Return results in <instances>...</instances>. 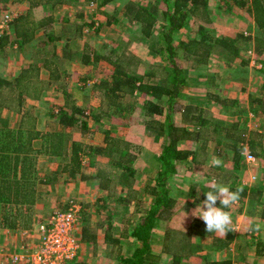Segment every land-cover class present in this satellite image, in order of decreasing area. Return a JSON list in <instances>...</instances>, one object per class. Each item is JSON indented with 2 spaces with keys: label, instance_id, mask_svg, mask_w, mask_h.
<instances>
[{
  "label": "trees",
  "instance_id": "obj_1",
  "mask_svg": "<svg viewBox=\"0 0 264 264\" xmlns=\"http://www.w3.org/2000/svg\"><path fill=\"white\" fill-rule=\"evenodd\" d=\"M75 1L48 0L41 1L40 4L32 3V9L36 5H43L55 12L35 20L31 11L24 16L23 22H13L16 39L22 47L30 45L29 49L32 48L31 43L39 37L36 33H44L43 36H45V40L39 46L35 44L37 47L34 58L39 59L40 64L26 65L16 80L15 90L18 87L21 91L18 95L19 104L25 105L26 93L31 98L38 99L50 84L63 81V77H66L64 65L67 59L75 62L79 58L84 64L92 59L94 62L104 60L111 64L113 67L111 75L103 76L104 78L93 85V89L97 90L102 97L100 112L96 114L98 119L101 121L103 115L109 110H114L116 113L131 111L136 106V97L145 94L149 96L145 103L147 114L152 118L150 124L158 134L164 137V142L161 143L157 154L156 177L144 190L145 193L153 196L154 200L145 211V215L125 232V235L135 238L137 244L130 256L122 254L118 249L113 256L114 264H191L192 262L231 264L229 259H210L207 251L208 249L216 251L227 249L234 238L232 232H228L224 238H215L207 245L198 243L194 239L203 238L205 230L202 220L193 217L187 222L185 230L165 226L162 229V235L159 236L161 245L157 247L154 241V230L160 222L169 221L176 210H179L178 198L174 194L176 177L184 167L193 171L196 165L204 164V158L200 157V154L204 155L203 151L218 155L226 151L231 155L234 170L238 168L241 153L246 146L256 157L261 156L258 148L264 149V131L251 132L248 137L245 127H242L241 122L237 120L230 127H222L214 124L204 116L202 110L196 107L186 106L180 109L178 103L184 95V90L187 89L190 70L178 59L180 56L191 59L194 61V66H198L200 63H207L217 49H220L218 55L225 59L226 66L230 67L235 60L239 59L241 61L239 66L247 76L249 60L243 56L246 50L253 46L255 54L259 57L264 56V0H235L250 14L254 24L248 34L246 31H240L233 36H213L208 33V24H211L212 20L209 0H129L124 5L122 13L129 22L140 24L141 32L145 36L152 33L157 22L162 25L161 41L157 44L155 51L165 59L166 68L153 66L142 68L140 58L124 50L116 42L106 44V51L103 53L93 50L88 44H84L81 51L75 49L72 42L62 43V35L55 31L56 8ZM86 1L93 2V0ZM110 1L103 0L101 5H106ZM191 20L194 21L196 36L188 39L180 38L178 33L190 26ZM92 24L93 21L89 26ZM76 28L75 36L81 38L84 25L79 24ZM101 29L98 28L97 31ZM176 34L179 38H175ZM3 35H0V48L7 41L4 40ZM59 42L62 43L60 51L58 50ZM260 61L264 66V59ZM41 67L49 71L48 80L40 77ZM159 71L164 72L161 78L158 77ZM6 85L11 87L10 91H12L13 85L10 83ZM27 88L28 91L31 88V91L27 92ZM63 90H65L67 108L59 112L57 130L43 132L38 129L33 105L22 110L21 124L17 129H0V206L11 207L5 214H1L0 211V226H9L14 230L19 226L30 228L33 207L38 197H41L40 186L53 182L62 173H66L68 177H77L79 173L82 175L85 156H88L93 166H98L96 178L100 181L98 185L100 188L107 189L112 184L118 183L122 187L119 198L123 201L140 197L141 193L135 183L141 171L140 164H143L139 156L141 146L117 137L109 130L103 134L104 143L95 147L76 139L75 131H80L81 135L89 131L87 124L91 115L86 113L87 107L83 108L79 105L75 96L70 94L68 85ZM261 92L263 97H254L252 102L259 105V110L254 112L264 119V84ZM154 99L156 102L153 101ZM217 101L226 105V101L220 100L219 97ZM177 111L182 113V119L186 125H195L197 129L178 126L175 121ZM112 114L115 113L112 112ZM162 115H164L163 119L157 118ZM38 139L40 142L35 144ZM197 140L202 142L199 148L187 149L180 146L184 141ZM210 144L214 152L209 147ZM40 153H45L50 162L59 161L56 171L53 170L46 177L39 176L37 157ZM97 157H104L107 162L102 164L96 161ZM137 164L140 166L137 167ZM220 167L209 166L208 169L210 172L213 170L221 173L217 174L219 183L231 179L230 186L227 185L233 191L237 187L242 188L240 199L244 200L248 197L249 208L253 209L255 215L264 219V203L260 201L264 189L257 185L249 187L238 182L236 180L238 177L232 175L235 173L233 168L226 178L227 169L223 170V167ZM202 187L203 190H210L208 187ZM195 192V187L191 186L188 191L189 197L195 196ZM188 203L190 202L186 200L185 205ZM216 204L221 206L219 200ZM78 237L80 242H89L94 239L86 227L80 228ZM262 241L259 239L257 246L263 245ZM249 244L251 245L252 242ZM163 256L169 260H164ZM69 264H78V262L73 260Z\"/></svg>",
  "mask_w": 264,
  "mask_h": 264
},
{
  "label": "rangeland",
  "instance_id": "obj_2",
  "mask_svg": "<svg viewBox=\"0 0 264 264\" xmlns=\"http://www.w3.org/2000/svg\"><path fill=\"white\" fill-rule=\"evenodd\" d=\"M12 2L10 4L2 3L0 4V11H2L0 15V23L2 19L5 18L6 15H9L12 18V24L18 17V15L22 14L24 15L26 11V5L22 3L20 0H11ZM103 0H97V1H90L87 2L86 0H76L75 2H71L62 6H59L56 8V16H57V22L55 25V31L62 35V43L64 41L72 42L73 47L75 49H80L84 44L90 45L93 50L98 52H105L106 51V44L110 45L112 42H116L117 44H120L124 48V50H127L135 55H137L140 58L141 67H161L166 68L165 65V59L159 55L155 50L158 47V43L161 41V33H162V25L160 22H157L155 25L152 33L149 36H145L141 32L140 24L136 22H129L123 15L122 9L124 8V5L129 0H111L106 5H101ZM138 1V0H134ZM148 1V0H143ZM153 1V0H150ZM209 7H210V15L212 17L211 24H208V33L213 36H222V35H236V33L240 31H246L245 33L248 34L249 30L252 28L254 22L249 14L245 11V9L241 8L235 0H209ZM23 12V13H22ZM53 13L55 11H52ZM67 15V16H66ZM68 17L67 19H65ZM93 21L92 26H89V24ZM109 21H112V23H109ZM69 22V23H68ZM74 25H73V24ZM190 26L184 28L183 30L178 33L180 38L188 39L196 36L197 32H194V21L191 20ZM11 24V26H12ZM79 24L84 25V31L83 36L81 38H78L75 36V28L78 27ZM98 28H102L100 31H97ZM11 29V28H10ZM10 29L8 32H10ZM178 34H176L175 38H179ZM45 40L44 36H39L38 40L36 41V45L38 46ZM178 40V39H177ZM62 43H58V50L60 51V48L62 46ZM30 53L34 57H36V54L34 53V48H30ZM81 50V49H80ZM219 50L214 53V55L209 59V61L206 63H200L198 66H194V61L191 59H186L185 57L180 56L178 61L183 64L185 67H188L190 70L189 77L191 76H198L201 73H208V72H214L217 70V72H223L225 74H228L229 70H231L232 79L234 80L233 83L228 84L225 79L223 80V83H220L219 89H222L224 86L226 87V90L230 89V93L234 94L235 92H240V90L245 91L249 89L252 92H255L258 94L261 90V87H263L264 84V66L259 62L260 59H264L263 57H259L257 54L253 51V46L249 47L245 55H243L247 60H249V66L248 68L252 71L251 74H249L247 81L245 82V76L246 72L242 69L241 66H239L240 60L237 59L232 63L231 69H227L226 67V61L225 59L220 58ZM33 52V54H32ZM61 53V52H60ZM13 61L20 59V53L18 49L13 52ZM33 57V58H34ZM37 62H39V59L35 58ZM34 64V62H33ZM209 64V66H208ZM251 66V67H250ZM64 68L66 70V77H63V81L53 82L50 84V86L47 89L43 90L42 95L38 99L31 98V96H28L26 93L24 96L25 105L34 106L35 113H36V124L37 127L40 128L41 131H52L57 130L58 125V115L59 112L66 109V97L64 96L63 89L66 88L68 85V88L70 90V94L75 96V99L77 100V103L81 105L83 108L87 107L86 113L88 115H91L88 118V132H86L84 135H81L80 131H75V136L80 137L84 139L94 140L96 142H100L98 145L103 144V138L104 133L107 132V130H113V128H121L125 127L126 125H134V127L139 128L138 134L141 137H149V130H147L145 127L142 128L143 121H144V114H145V100L149 99V96L145 97L142 95H138V103L136 107L138 106L137 113L133 116L132 114H124L123 112H118V114H112V112L116 113L114 110L107 111L104 115L102 120L98 119L96 114H99L100 106L102 103V97L100 96L99 92L95 90L91 91L93 88L94 83L97 79L101 78L102 76H110L113 72V67L111 64L107 63L106 61H98L94 62L93 59L90 60V62L84 64L82 63L79 58L75 62L73 61H67L65 62ZM219 68V69H218ZM262 68V69H259ZM170 69V68H169ZM225 70V71H223ZM164 72L159 71L158 77ZM43 77L48 76L46 70L43 71ZM158 78V79H159ZM204 78H201L200 80H203ZM231 79V78H230ZM198 82V80L196 79ZM204 81V80H203ZM247 83V84H246ZM229 86L231 85V88ZM234 86H233V85ZM236 88V89H234ZM24 89V88H23ZM190 88L189 90H191ZM13 91V89H12ZM10 90H4L2 93L0 92V107L2 106H12L18 104V100L13 98V92ZM26 91V90H25ZM29 91H31V88H29ZM28 88H27V92ZM192 91V90H191ZM227 93V92H223ZM263 94V92H262ZM261 95V94H260ZM259 97H263L262 95ZM8 104V105H7ZM99 106L97 107V105ZM96 107V109H94ZM144 107V108H143ZM0 111H2V108H0ZM8 110H4V114L7 113ZM140 112V114H139ZM18 114V113H17ZM179 113H175V121L176 117L179 119ZM5 116V115H4ZM18 116V115H17ZM16 116V117H17ZM129 118V121L128 119ZM158 118V117H157ZM161 119L164 118V115L159 117ZM8 119V117H7ZM4 120H0V129L6 128L7 125H4ZM6 124V123H5ZM251 125L253 128L260 129L261 131H264V119L260 120L257 119L256 122L252 121ZM13 129V128H12ZM124 132V128L122 129ZM115 131V130H113ZM261 131H258V133H261ZM116 132V131H115ZM118 134V132H116ZM247 138V137H246ZM157 139V140H156ZM153 145H150L149 147V141L146 143H136L141 146V153L139 154L141 156V160L143 164L141 163V171L138 174V178L136 180L135 185L144 187L148 186V184L151 181H148L150 176L147 172H145L146 166H152V161H154V157L151 158L147 157L146 154L148 151L150 152H157L155 148L158 147L161 143L164 142V137L160 134H158V137H156ZM101 140V141H100ZM40 139L35 141V144L39 143ZM134 143V142H133ZM264 145V142H263ZM148 146V147H147ZM182 148H195L197 145L195 142L192 141H184L180 145ZM248 147V146H247ZM145 152H144V150ZM211 150L214 152L213 146L210 145ZM263 148V147H262ZM250 149V148H249ZM263 150V151H262ZM258 151L261 153L260 157H256L257 160L254 164H248L245 161L244 155L241 153V159L239 162L238 168L236 167L234 170V167L232 165L231 155L227 154L226 151L222 155L214 154V153H204V155L200 154L201 159L204 158L205 163L199 164L194 167V170H189L187 168H183L181 173L176 177V187L174 190V194L177 197H180L179 204L177 205L178 209L183 210H192L194 212L197 205H199L204 199H205V193L206 190H203L202 186L208 187L209 182H218V173L211 171L208 169L210 166V161L213 156L219 157L222 161V167L223 170L227 169L226 178L230 175L229 172L232 171V168L235 173H233V176L238 177L236 180L244 185L247 186H260L264 188V149H259ZM104 158V157H103ZM103 160V161H101ZM99 162L106 163L107 159H101ZM59 161H53L50 162L48 157L45 155V153H40L37 157V164L40 168L39 176H41L44 172L47 170L49 171L51 168H57ZM137 164V167L140 166ZM83 170L86 171V168H94V172L97 173L98 166H91V161L88 159V156H85L83 158ZM184 166V165H183ZM187 167V165H186ZM47 168V170H46ZM49 168V169H48ZM110 168V167H109ZM196 168V169H195ZM221 168V167H219ZM186 170V171H185ZM237 174V175H236ZM66 173L60 174L54 183L51 181V184H45L40 186V199L38 200L39 204H36L33 207L32 211V220H31V226L29 227H23L19 226L17 229H12L9 226H0V231L3 229L5 231H9L10 233H7V237H14L17 238L19 243L21 240H23L22 243H20V246L18 248L13 249L10 245V241L7 240L0 242V264H28L26 260L24 262H15L16 254H27L30 252V254H37L38 252V246H40L41 241L43 239V236H47V241H50L52 236L53 226L52 222L56 221V214L58 211L66 208L68 201L71 198H74L78 201L80 200V204L86 202V199H83V197H71V195L66 194L69 189H74V185H66L68 179H66ZM96 175V174H95ZM68 176V175H67ZM232 177V176H231ZM59 178V179H58ZM97 179V178H96ZM97 182H100L97 179ZM224 185L231 184V179L227 180L226 182H222ZM227 185V186H228ZM118 186V183L112 184L107 190L110 192L115 191V187ZM191 186H194L197 193L195 196H193V199L189 197L190 200H188V191ZM96 187V186H95ZM120 191L117 193V195H120L122 191V187L119 186ZM209 188V187H208ZM91 189V188H90ZM151 196V195H150ZM78 198V199H77ZM88 198V197H86ZM69 199V200H68ZM188 200L187 205H185L184 200ZM83 200V201H82ZM248 201V199H245ZM82 201V203H81ZM79 202V201H78ZM184 203V205L182 204ZM146 201L143 203L142 206L146 205ZM247 202L242 204V201L239 200L236 204H234L231 208L232 211V222L234 231L237 232V235L239 236L238 242L235 241L231 243V245L223 250V251H216L214 249H208L207 253L210 259H222L226 256H232L234 253V261L236 264H245V256L256 252L257 245L254 244L252 249L251 245L249 244V241L256 242L260 239V236L262 235V239H264V223L262 224L259 220V218L256 217V215L253 213V209L251 210L249 206L246 205ZM65 205V206H64ZM180 205V207H179ZM217 207H220L218 204H216ZM16 207V206H15ZM12 207V208H15ZM11 207H3L0 206L1 214H5ZM185 208V209H184ZM255 210V209H254ZM181 220L184 219L181 215L179 216ZM196 217V216H193ZM192 214L190 215V219L193 218ZM254 217V218H253ZM199 220V217H196ZM190 219H186L184 226L187 224V222L190 221ZM138 221V220H137ZM136 221V222H137ZM203 222V220H202ZM264 222V221H263ZM181 223V224H180ZM256 223H259L262 225L261 231H249L248 228L250 225H254ZM178 224V226H173V222L170 225V222L167 223L166 226H173L178 229L185 230L183 228V224L180 221L175 222L174 225ZM203 224V229L205 230V234L203 235V238L201 239H194L196 242L201 244H210L215 240V238H224L225 236H221L218 233H208L206 231V225ZM81 226V223H79V227ZM233 232V231H232ZM241 233V234H240ZM79 234V232H78ZM160 230L157 229V231L154 234V241L156 242V246L160 247L161 245V239H160ZM228 234V233H227ZM226 234V235H227ZM1 236H4L0 232ZM6 235V233H5ZM5 237V236H4ZM251 237V238H249ZM14 240V239H13ZM264 242V241H262ZM247 243L250 245H247ZM14 245H18L15 242ZM238 244L239 247L237 246ZM255 246V250H254ZM93 249L92 247H81L80 252L78 256L74 259V261L78 260V264H81V260H90L92 258L91 253ZM231 252V253H229ZM24 254V255H25ZM87 255V257H86ZM259 256L255 257V254H253L251 261V257H248V261L254 262L253 264H259L257 262H264V252H260ZM32 256V255H31ZM80 256V257H79ZM244 257V258H243ZM164 260H169V258H166L165 256L162 257ZM73 261V260H71ZM71 261L66 262L65 264H69ZM33 264H36V260H33ZM107 264V263H105ZM191 264H198L196 262H192Z\"/></svg>",
  "mask_w": 264,
  "mask_h": 264
},
{
  "label": "crops",
  "instance_id": "obj_3",
  "mask_svg": "<svg viewBox=\"0 0 264 264\" xmlns=\"http://www.w3.org/2000/svg\"><path fill=\"white\" fill-rule=\"evenodd\" d=\"M20 1H22V3H24L26 5V11H25L24 15H22V14L18 15V17L15 20L16 23L23 22L24 16H26L28 14V12H31V11L33 12L32 17L35 20L40 19L42 16H47V15H49V13H53L52 9H50L49 7H45L43 5H36V7H33V9H32V6H31L32 3H39L40 4L41 1H48V0H20ZM1 2L5 3V4H10L12 1L11 0H0V4H1ZM1 13H2V11H0V15H1ZM247 14H249V13L247 12ZM67 18L68 17H66L65 19H67ZM56 22H57V20H56ZM80 25H82V24H80ZM15 26H16V24H15ZM14 29H15V27H14V23H13V25L11 26L10 32L7 31L3 35L4 40H7V41H5L0 48V92L2 93L5 89L10 90L11 87L6 85V83H10L13 85V91H12L13 96H14L13 98L20 100V98L18 97V95H20V92H21L20 89H18V87H17V89L15 90L16 80L18 79V77L20 76V73L22 72V69L24 67H26V65L33 64V62L36 64H40V61L37 62L36 59L33 58L34 56L31 55L30 50H29L30 45H27V46L24 45V47H22L20 45V43L16 39V34H15ZM77 29L78 28H76V30ZM36 34H37V36L38 35L39 36L44 35V33H36ZM37 40H38V37L36 40H33L34 41L33 43H31L32 47L34 48V51H36L37 46L35 44L37 43L36 42ZM83 47L84 46H82V48H80L81 51H82ZM16 49H18V51L20 53V59L16 60L17 59L16 58L13 61L14 58L12 57L13 56L12 54L14 51H16ZM239 63H241V61ZM208 66H209V64H208ZM226 68L229 69L230 67H226ZM250 69H249L248 75L252 73V71ZM44 70H46V72L48 74L47 78L42 76ZM223 71H225V70H223ZM230 71L231 70H229V72H227L228 74H225L223 72H217V70H215L214 72H208V73H204V72L201 73L200 72V75H198V76L189 77L187 89L184 90V95L180 99L178 106L180 107V109H183L186 106L196 107L197 109L202 110L204 116L209 118L214 124H217V125L222 126V127H230L237 120V121L241 122L242 127H245L246 135H248V137H249L251 132H257V130L261 131L260 129L253 128V126L251 125V122L252 121L256 122L257 119L263 120L262 116H260L256 112H254V111L259 110V105H257L256 103L253 104V102H252V99L254 97L256 98L258 96H261L262 92L260 90L259 93L257 94L256 91L252 92L249 89H247L245 91L240 90V92H235L234 94H231L230 89L225 91V89H226L225 86L222 89H219L218 85H221L220 83H223L224 79L227 82H229L228 84L234 82V80L232 79V74ZM248 75L245 78V82L247 81V78L250 76V75L249 76ZM40 77L42 79L48 80L49 79V71L47 69L41 67L40 68ZM104 77H109V76H104ZM104 77L102 76L101 78H104ZM101 78H99V79H101ZM201 78H204L203 79L204 81L200 80ZM99 79H97L96 81H98ZM196 79L198 80V82L196 81ZM154 80H156V78ZM149 82H152V80H149ZM216 82L217 83L219 82V84H215ZM228 84H226V85H228ZM229 87L231 88V85ZM93 88L91 91H94L95 93H97ZM190 88H192L191 89L192 91L189 90ZM234 89H236V88H234ZM211 90H212V92H211ZM223 92H227V93H223ZM142 95L147 97L145 94H142ZM217 97H219L220 100H225L226 105H223L221 101L220 102L217 101ZM137 99H138V97H136V105L138 103ZM19 100H18V104H16V102H15V105L8 106V107H6V106L0 107V108H2V111H0V120L1 121H2V119L4 120V122L6 123V124L4 123V125L5 126L7 125L6 128L17 129L21 124L22 110H25L30 106V105H22V104L20 105ZM21 100H23V97H21ZM153 101L156 102V99H154ZM98 106H99V104L97 105V107ZM137 108H138V106L137 107L135 106L134 109H132L131 111L126 112V113L123 112V113L124 114L129 113V114H132L134 116L138 111ZM94 109H96V107ZM4 110H8V112H7L8 114H4L3 113ZM144 110H145L144 121H143L144 125H142V128L145 127L147 130H149V137H147L146 139H145V137L140 138V135L138 134L139 128L134 127L133 124L130 126L126 125L125 127H121L119 129L113 128V130L118 132V134L113 130H111V131L109 130V131L111 132V134H113L117 137L124 138V139L131 141V142H134V143H146L147 141H149V147H150V145L154 144V142H152V141H155L156 137H158V133L156 132V130L152 126V124H150V120H152V118L150 117L149 114H147L146 105H145ZM177 112L180 114L179 119L176 117V124L178 126H185L187 128H191V129L196 128L197 129V127H194L195 125H193V126L186 125L182 119V113L180 111H177ZM115 114L117 115L118 113H115ZM139 114H140V112H139ZM35 115H36V113H35ZM7 117H8V119H7ZM126 119H128V121H129V118H126ZM123 128H124V132L122 130ZM38 129L40 130V128H38ZM75 138L82 141L84 144H87V145H90L93 147L97 146L100 143V142H96L94 140L84 139V138H82V136H81V138L75 136ZM192 142H195V144L197 145V148H199V146L202 144L201 140L192 141ZM210 145H209V147H210ZM160 148H161V144L158 145V147L155 149L158 150V152H159ZM188 149H194V148H188ZM143 150H144V148H143ZM144 152H145V150H144ZM141 154H144V153H141ZM151 154H152V157H154V155H156V156L154 157V161H152V163H153L152 166H148V167L146 166V168H145V172H147L149 174L148 176H150V178H151L148 181H151L153 178L156 177L157 169H158V161H157V154L158 153L157 152L153 153V152L148 151L146 156L151 158ZM101 159H105V158L97 157L96 161H100ZM101 161H103V160H101ZM91 166H92V164H91ZM56 169H57L56 167L55 168L53 167L48 171L46 168L47 171L44 172L42 175H44L46 177V175H49L53 170L56 171ZM86 169H87L86 171H82V175L79 173L77 175V177H68L67 175L65 176L66 179H68L67 183H65V184L66 185H74V187H75L74 189H69L66 194L71 195V197H75V198L76 197H83V199H86L85 203L84 202L82 203L83 200L81 201L82 209L80 212L81 213L80 214V223H81L80 228L86 227L90 231V233L94 236V239L92 241H89V242H82L81 241V247L87 246L89 248L92 247V249H93V251L91 253L92 258L90 260H87V261L81 260L82 261L81 264H105V263L114 264V260H113L114 257L113 256L117 252L118 249H120L121 253L126 255V256H130L131 253L133 252V250L137 244V241L135 240V238L125 235V232L128 228L132 227L136 223L137 220H139L143 215H145V211L152 204L154 198H153V196H150L147 192L145 193V191H144L145 186L140 187L137 185L136 187L139 189V191L141 193L140 197L138 199H133L130 201H123L121 198H119V195L115 194L116 193L115 191H117V190L120 191L119 185L114 188L115 191L113 193L110 192V194H108L109 191L107 189H102L98 186L99 182H97L96 175H95L96 171L94 172V168L91 167V168H86ZM56 180H54L53 183ZM262 189H264V188H262ZM119 191H117V193ZM86 197H88V198H86ZM177 198H178V204H179V201L181 198L180 197H177ZM193 198L194 197H192L190 199H193ZM39 199H40V197H38V200ZM187 199L190 200L189 196ZM245 199H248V201ZM245 199L242 200L239 198V200L242 201V204L245 203V201H246L247 202L246 205L249 206V204H250L249 198L247 197ZM38 200H37L36 204H39ZM186 200H184V201H186ZM78 201L80 202L79 199H78ZM145 201L147 202L146 205L142 206ZM260 201L262 203H264V192H263V195H262ZM182 204H184V203L182 202ZM226 210L232 211V208L226 209ZM191 214L193 217L194 215H193L192 210H183V209H179L178 211L176 210V213L173 215V217L169 221L160 222L157 229L160 230V233H162V229L167 225L168 222H170V225L173 222V226H178V224L174 225L175 222H177V221L182 222V224H183L182 227L186 228V225L184 226L185 221L187 218L190 219L189 217ZM180 215L182 217H184L183 220L180 219V217H179ZM256 217L259 218V220L262 224L264 223L263 222L264 219H261L259 217V215H256ZM191 220L192 219H190V221ZM204 225H205V223H204ZM157 229L154 230V234L157 231ZM0 232L5 236L4 237V236L0 235V242H2V240L5 241L8 238V241H10V245L12 246L13 249L18 248L20 246V243L23 242V240H21V242L19 243L17 238L7 237V233H10L9 231H5L2 229ZM5 233H6V235H5ZM232 233L234 234V238H233L232 242L235 241V244H236L238 242L239 236L237 235V232H235V231H233ZM261 237H262V235L260 236V239L264 241V239H262ZM249 238H251V237H249ZM14 242L18 245H14L13 244ZM250 242H252L251 249H252L254 244H256V245L258 244V241H256V242L250 241ZM238 243H240V242H238ZM239 245L240 244H238L237 246L239 247ZM257 247L258 248L256 249L254 246V250L256 249V252H253V253L245 256V264H253L254 263V262L248 261V259H249L248 257H251V261L254 260V259H252L253 254H255V257L259 256V258H260L259 253L264 252V244L260 245V247L259 246H257ZM79 252H80V250H79ZM79 252H78V254H79ZM229 253H231V252H229ZM86 257H87V255H86ZM224 259H229L231 261V264H236V262L234 261L235 260L234 259V253H233V257L232 256H226V257H224ZM218 260H220V259H218ZM257 263L264 264V262H257Z\"/></svg>",
  "mask_w": 264,
  "mask_h": 264
},
{
  "label": "built area",
  "instance_id": "obj_4",
  "mask_svg": "<svg viewBox=\"0 0 264 264\" xmlns=\"http://www.w3.org/2000/svg\"><path fill=\"white\" fill-rule=\"evenodd\" d=\"M11 24L12 18L6 15L0 23V35L5 34L11 28ZM243 155L248 164H254L257 160L256 155L247 146L243 150ZM81 209L80 202L71 198L66 208L55 215L56 221L52 222L54 236L51 240L47 241L48 238L44 235L37 254H30V252L16 254L14 263L26 260L28 264H33V260H36V264H65L74 260L81 249L78 237Z\"/></svg>",
  "mask_w": 264,
  "mask_h": 264
},
{
  "label": "clouds",
  "instance_id": "obj_5",
  "mask_svg": "<svg viewBox=\"0 0 264 264\" xmlns=\"http://www.w3.org/2000/svg\"><path fill=\"white\" fill-rule=\"evenodd\" d=\"M243 154V153H242ZM222 161L219 157L213 156L210 161V166L220 167ZM209 191L205 193V199L197 205L193 215L203 220L206 225V231L208 233H218L221 236H226L228 232L234 231L232 215L230 209L234 204L239 201L240 192L242 188L237 187L236 190H232L229 186L219 182H209ZM219 200L220 207L216 206V202ZM262 225L256 223L250 225L249 231H261Z\"/></svg>",
  "mask_w": 264,
  "mask_h": 264
}]
</instances>
